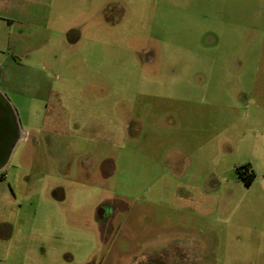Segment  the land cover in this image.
<instances>
[{
  "label": "rangeland",
  "instance_id": "rangeland-1",
  "mask_svg": "<svg viewBox=\"0 0 264 264\" xmlns=\"http://www.w3.org/2000/svg\"><path fill=\"white\" fill-rule=\"evenodd\" d=\"M0 92L1 263L264 264V0H0Z\"/></svg>",
  "mask_w": 264,
  "mask_h": 264
},
{
  "label": "water",
  "instance_id": "water-1",
  "mask_svg": "<svg viewBox=\"0 0 264 264\" xmlns=\"http://www.w3.org/2000/svg\"><path fill=\"white\" fill-rule=\"evenodd\" d=\"M15 114L5 96L0 92V170L5 166L12 148L18 141Z\"/></svg>",
  "mask_w": 264,
  "mask_h": 264
},
{
  "label": "flooded vegetation",
  "instance_id": "flooded-vegetation-1",
  "mask_svg": "<svg viewBox=\"0 0 264 264\" xmlns=\"http://www.w3.org/2000/svg\"><path fill=\"white\" fill-rule=\"evenodd\" d=\"M15 125H17V130L15 132H19L18 133V139L20 138V132H21V129L20 127L18 126V121L16 119V116H15ZM235 172H236V177L237 178H241L244 176V175H247V174H250V166L248 168L246 167H241L239 169H235Z\"/></svg>",
  "mask_w": 264,
  "mask_h": 264
},
{
  "label": "crops",
  "instance_id": "crops-1",
  "mask_svg": "<svg viewBox=\"0 0 264 264\" xmlns=\"http://www.w3.org/2000/svg\"><path fill=\"white\" fill-rule=\"evenodd\" d=\"M27 5V4H26ZM19 36H21L22 38H24V36L23 35H20V34H17V37H15V38H17V39H19ZM11 41V40H10ZM68 42H69V45H73V44H76V43H78V37H73V39H71V38H68ZM13 46H11V48H12ZM9 48H10V43H9ZM29 50V48H26V49H24V50H22V52H26V51H28ZM6 98V97H5ZM10 104V103H9ZM12 233V230L9 232V235ZM10 238V237H9ZM6 249H10L8 246L6 247ZM0 264H6L5 262L4 263H1L0 262Z\"/></svg>",
  "mask_w": 264,
  "mask_h": 264
},
{
  "label": "trees",
  "instance_id": "trees-1",
  "mask_svg": "<svg viewBox=\"0 0 264 264\" xmlns=\"http://www.w3.org/2000/svg\"><path fill=\"white\" fill-rule=\"evenodd\" d=\"M241 167L248 168L249 167V164L237 165V166H235V169H239ZM252 178H253V174L250 173V174L244 175L242 177V180H244L245 184H249Z\"/></svg>",
  "mask_w": 264,
  "mask_h": 264
}]
</instances>
